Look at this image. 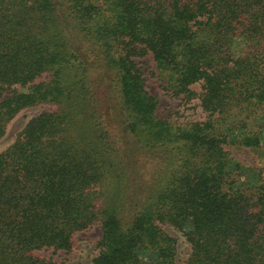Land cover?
Returning <instances> with one entry per match:
<instances>
[{
  "label": "trees",
  "instance_id": "16d2710c",
  "mask_svg": "<svg viewBox=\"0 0 264 264\" xmlns=\"http://www.w3.org/2000/svg\"><path fill=\"white\" fill-rule=\"evenodd\" d=\"M149 54L204 120L158 113ZM36 104L0 153V264H61L95 224L92 264H179L167 227L184 264H264V177L227 148L263 142L264 0H0V137Z\"/></svg>",
  "mask_w": 264,
  "mask_h": 264
},
{
  "label": "rangeland",
  "instance_id": "374dc122",
  "mask_svg": "<svg viewBox=\"0 0 264 264\" xmlns=\"http://www.w3.org/2000/svg\"><path fill=\"white\" fill-rule=\"evenodd\" d=\"M242 40H236L234 49L237 54L243 47ZM137 62L142 68L146 85L149 91L159 100L158 113L168 118L175 123H189L198 120H204L208 113L203 109L200 100L202 92L201 83H195L192 88L197 92V95L188 97L183 92H177L169 89L159 76L156 69V63L153 57L149 54L143 57H138ZM48 104H36L28 106L21 110L7 124L5 134L0 137V153L5 151L17 139L18 134L24 129L27 122L33 117L38 116L43 110L51 109ZM264 123V117L262 121ZM257 128L263 139L260 148H250L247 146L228 145L230 156L235 161L250 170L249 179L255 180L258 172L264 177V124L261 127L249 125L248 129ZM246 131L245 128L242 129ZM178 240L177 262L184 264L190 251V246L184 237L177 231L167 227ZM102 239V229L99 224H95L86 230L79 231L74 235L73 247L70 250H59L57 252L46 251L47 255H52L54 260L61 264H92L93 259L97 256L100 250V241Z\"/></svg>",
  "mask_w": 264,
  "mask_h": 264
}]
</instances>
